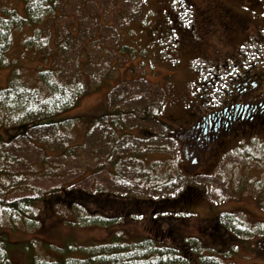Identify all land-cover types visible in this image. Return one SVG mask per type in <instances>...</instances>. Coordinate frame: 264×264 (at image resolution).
Returning a JSON list of instances; mask_svg holds the SVG:
<instances>
[{
  "label": "rangeland",
  "instance_id": "obj_1",
  "mask_svg": "<svg viewBox=\"0 0 264 264\" xmlns=\"http://www.w3.org/2000/svg\"><path fill=\"white\" fill-rule=\"evenodd\" d=\"M215 1L247 12L244 0ZM209 2L59 0L56 14L48 13L41 24L14 32L8 64L0 66V88L8 85L14 73L17 80L34 85L39 71L49 67L57 70L54 74L64 83L74 81L82 94L68 113L69 120L74 121L68 128L55 132L54 128L40 127L30 131L27 139L0 144V179L7 182L1 184L4 198L47 199L65 188H74L135 198L142 205L138 212L133 208L129 216L114 206L116 212L106 211L95 222L78 221V225L67 220L66 226L55 224L44 231L39 215H33L28 224L24 219L8 222L1 218L0 228L13 240L9 264H64L65 259L86 264L87 249L102 244L112 249L119 227L124 233L121 244H132L139 234L143 241L149 232L160 237L158 244L163 245L164 233H155L148 222L132 220L131 216L145 217L150 212L147 199L177 194L181 189L178 181L211 189L205 192V200L200 193L196 200L188 195V204L180 207L190 213L186 220H165L163 225L177 236L174 243L185 242L193 258L199 256L202 264H264V252L248 239L259 234L258 239L264 238L263 139L255 137L232 149L233 159L226 157L219 170L206 175L209 178L197 174L195 179V174L180 170L185 163L181 159L188 161L190 157L177 140L184 141L178 132L193 122L191 113L203 102L196 96L203 79L189 73L208 72L205 61L188 58L197 56L194 51L204 43L210 29L217 30L209 52L213 55L215 45L220 44L219 36L228 35L231 27L227 30L226 20L212 27L210 17L215 14L206 10ZM5 9L25 16L19 0H0L1 15ZM250 18L244 19L247 22ZM254 125L242 129L249 132L261 126ZM242 129L237 133H248ZM39 208H32V213ZM96 212L92 216L101 211ZM102 219L111 222L110 227L102 225ZM213 230L217 232L213 234ZM50 231L49 238L40 240ZM226 238H231V244L220 249L224 248L220 241ZM206 242L213 250L205 248ZM115 249L117 254L120 250ZM226 249L229 254L220 253ZM180 255L174 254L175 259ZM187 263L182 259L167 264Z\"/></svg>",
  "mask_w": 264,
  "mask_h": 264
},
{
  "label": "trees",
  "instance_id": "obj_2",
  "mask_svg": "<svg viewBox=\"0 0 264 264\" xmlns=\"http://www.w3.org/2000/svg\"><path fill=\"white\" fill-rule=\"evenodd\" d=\"M19 1L23 5L25 16L20 15L19 13H15V11L12 9H5L4 11H2L3 14H0L1 67L8 64V54L11 50L12 35L14 34V32L22 30L26 27H31L36 24H41V21L48 13L52 15L56 14V5L58 4L59 0ZM235 1L237 0H234V2ZM244 3L246 5L247 12L240 11L238 10V8L232 10L231 5L226 6L225 4L223 5V3L221 4L220 2H217V4L227 10L225 16L223 17V20H226L227 23V30L229 29L231 24L230 30L246 32V27L244 25L242 27L243 22L232 16L236 12H238L237 15L242 18H250L252 17V13L254 12L260 13V6H256L257 2L255 0H244ZM200 13L202 12L200 11ZM247 22L248 23L246 26L248 27L250 26L251 19H249ZM216 34L217 30L213 31L212 34H209L207 40L199 48H197L198 51H194L197 56L188 59H190L191 61L192 59L201 58L204 61L201 56L205 54L204 51L206 50L208 44L214 43L213 37H215ZM223 35L224 33H222L220 36ZM32 38L33 42L36 44V35ZM242 39L245 40L246 38L244 37ZM48 70H50L52 73L47 72ZM56 71H53V69L49 67L44 70L41 69L39 71L38 80L36 79L34 85H27V83L17 80L15 77L16 74L14 73V75H12V77L8 81V85L4 88H0V144H6V140L8 141V143L11 142L10 144H12L20 140L21 138L27 139V135H29L30 131L40 127H51L55 129V132H57L58 129L63 130L64 128H68V126H70L74 122L69 120L68 113L72 112L71 109L77 104V98L80 97L79 95H81L82 93H79V86L76 85L74 81L71 85H68L61 81V79H58L54 74V72ZM189 75L193 78L200 79L198 72L191 71ZM197 97L199 99L202 98L199 96ZM202 113V110H198L197 112L195 111L191 114L193 115L195 120L196 117H200ZM194 120L192 123H189L184 127L188 128L196 121ZM11 130L14 131L13 134H9L6 132H9ZM1 184L5 185L7 184V182L0 179V220L1 218H3L8 222H13L24 219L28 224L30 219L33 218V215H35L36 217L39 215L40 224L43 227L41 228L42 231H44V229L48 227L51 228L55 224L62 223L63 226H66L65 222L67 220L73 221L74 218H72V215L74 214H78L77 216L80 218L79 221H83V223L95 222L96 218H93L92 216L88 217L84 214L83 208H86V201H90L91 203L93 201L97 202L96 208L101 211V214L108 208L114 209V206H118L119 208L117 210L122 211L121 213H123V210L133 213L131 212L133 208L138 212V208L141 209L139 205H142L140 203L141 200L139 201L135 198H123L121 195L117 196L114 194H111L110 196L97 195L94 193H89L85 190L74 188H65L61 193L53 195L51 196V198L47 199L21 198L7 200L4 198L6 197V193L4 191L3 194ZM197 186V183L190 182L186 184L185 188L183 189V193H179L174 197L156 200L147 199V201L151 202L150 205L147 203V207L150 212L147 213L145 217H136L135 214L131 216L132 218L140 222H148L150 226L155 227V233H164L166 237L162 242H166L165 244L159 245L158 243L161 241V238H155L148 232V234L145 235L147 236V238H145L143 241L136 240L137 245H134L132 247H129L128 245L125 246L127 248H125L124 246L120 247L117 244V240H115L113 241L115 243L111 245L112 249L105 247L103 244L99 247L97 246L92 247L91 249H87L88 251H90L88 252L89 260L85 263L167 264L169 263L168 260L171 257L172 259H174L172 263H179L182 262V259H184L186 261L188 260V262H191L192 264H202V259L199 256L196 257V259L193 258L195 257V255L191 253V250L187 248L185 242H179L177 244L174 243L177 238V236H174L175 231H173L170 227V229H166L168 228V226L165 227L163 225L165 224L166 219H187V215H190V213L186 212L180 207L183 205L186 206L188 204V195H190V199H194L193 193H197L199 190ZM110 199H113L114 201H108ZM106 201L110 203V207L102 205ZM37 204H40L42 206L39 208ZM32 208H39V210H37V213H32ZM73 208L75 211L72 210ZM120 220L121 218L115 220V222L117 223ZM101 222H104L103 219L101 220ZM102 225L110 227V225L107 223H103ZM205 226H202V232L204 231ZM118 230L123 233L120 227L118 228ZM51 232L52 231L48 233L45 232L46 234L43 233V236L40 238V240L45 239L44 237L49 238ZM7 233L8 231L2 230L0 228V264H9L12 263L13 260L10 254V247L13 240H11V237H9ZM219 236H222L220 232ZM219 244L224 245V248L220 249H225L226 246L231 244V238H226L225 242L220 241ZM204 245H207V242L206 244L204 243ZM7 246L8 248L6 250ZM207 246L209 247V245ZM207 246L205 248L213 250L212 248H208ZM115 247L118 248L117 250H120L117 251V254L115 253ZM193 249L195 248L193 247ZM225 251H227V249ZM178 252H180L181 255L178 259H175L174 254ZM8 256L10 257V260ZM28 261L31 262V257ZM64 264L74 263L71 262V260L65 259ZM205 264H208V262H206Z\"/></svg>",
  "mask_w": 264,
  "mask_h": 264
},
{
  "label": "flooded vegetation",
  "instance_id": "obj_3",
  "mask_svg": "<svg viewBox=\"0 0 264 264\" xmlns=\"http://www.w3.org/2000/svg\"><path fill=\"white\" fill-rule=\"evenodd\" d=\"M255 1L261 10L260 13H252L250 26H246V19L236 15V18L243 22L242 27H246V32L229 30L228 35L220 36V44L215 45L213 55L209 54L210 46L213 45L211 43L201 56L208 65V72L199 73L200 79L203 80L196 96L202 97L203 102L196 112L202 110L203 113L196 117V121L194 120L188 128H181L179 133L184 141L177 139L192 161L190 167L194 170L202 169L203 173L200 175L212 174L219 170L224 157L240 144H248L255 140V137L264 141V0ZM217 2L210 0L206 9L209 14H215L210 17L213 20L212 27L215 22L223 21L227 12ZM212 32V29L207 32L205 41ZM244 37L245 40L242 39ZM254 124L261 126L254 131L244 130ZM241 129L248 133H237ZM231 134L235 135L227 138ZM203 146L207 148L204 150ZM188 166L187 162L184 163V169ZM180 170L183 168L180 167ZM96 203L86 201L83 211L88 215L92 214L91 209L96 208ZM109 204L106 201L102 205L110 207ZM109 210L114 211L112 208L107 209ZM123 212L128 213L125 210ZM79 219L77 216L73 221L78 222ZM256 244L264 252V238L258 239Z\"/></svg>",
  "mask_w": 264,
  "mask_h": 264
}]
</instances>
